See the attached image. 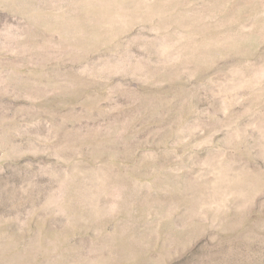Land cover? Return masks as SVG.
<instances>
[{
  "label": "rangeland",
  "instance_id": "1",
  "mask_svg": "<svg viewBox=\"0 0 264 264\" xmlns=\"http://www.w3.org/2000/svg\"><path fill=\"white\" fill-rule=\"evenodd\" d=\"M0 264H264V0H0Z\"/></svg>",
  "mask_w": 264,
  "mask_h": 264
}]
</instances>
